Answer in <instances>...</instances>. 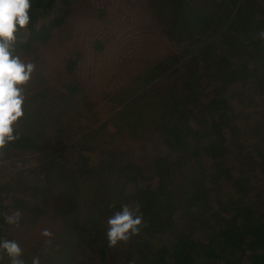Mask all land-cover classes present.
<instances>
[{
	"label": "trees",
	"instance_id": "1",
	"mask_svg": "<svg viewBox=\"0 0 264 264\" xmlns=\"http://www.w3.org/2000/svg\"><path fill=\"white\" fill-rule=\"evenodd\" d=\"M145 1L185 50L144 71L146 83L157 79V108L127 125L129 136L154 134L157 156L139 159L106 132H85L68 111L78 86H48L35 64L21 134L0 149L10 167L0 173V239L15 240L25 264H264V126L235 131L228 118L233 106L254 113L264 103V0ZM92 6L31 0L15 53L37 60L38 44ZM138 109L133 98L124 116ZM122 205L138 209L140 231L109 246L107 220ZM0 264H11L3 250Z\"/></svg>",
	"mask_w": 264,
	"mask_h": 264
},
{
	"label": "rangeland",
	"instance_id": "2",
	"mask_svg": "<svg viewBox=\"0 0 264 264\" xmlns=\"http://www.w3.org/2000/svg\"><path fill=\"white\" fill-rule=\"evenodd\" d=\"M90 2L92 15L80 13L65 32L56 31L47 42L38 44L37 60L32 56L29 60L41 66L48 86L60 90L69 82L78 86L79 107L73 105L68 111L85 127V132H106L107 140L114 138L117 147L133 150L139 159L147 155L156 157L154 134L148 131L145 136H129L127 125H136L139 118L149 117L157 108L152 93L157 79L146 83L144 71L172 52L180 54L185 50L167 40L145 0ZM70 58L76 59L71 71L67 66ZM133 98H137L140 113L127 118L124 106ZM262 104L255 107L257 112L254 113L250 111L255 105L233 106L231 111L235 109V113L228 116L232 130L240 131L245 125L250 132L253 126L262 129ZM9 168L0 164V173Z\"/></svg>",
	"mask_w": 264,
	"mask_h": 264
},
{
	"label": "clouds",
	"instance_id": "3",
	"mask_svg": "<svg viewBox=\"0 0 264 264\" xmlns=\"http://www.w3.org/2000/svg\"><path fill=\"white\" fill-rule=\"evenodd\" d=\"M31 0H0V149L20 136V122L25 116L26 85L35 70V64L15 53L13 43L20 30L30 22ZM138 209L122 205L107 220L106 236L109 246L126 241L140 231L142 217ZM19 213L5 217L8 223L18 220ZM42 235L51 237L44 229ZM50 242V241H47ZM0 250L10 258L11 264H25L22 249L15 240L0 239ZM31 264H39L33 258Z\"/></svg>",
	"mask_w": 264,
	"mask_h": 264
}]
</instances>
